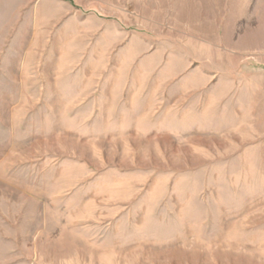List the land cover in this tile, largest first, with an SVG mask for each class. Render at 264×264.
<instances>
[{
  "label": "rangeland",
  "instance_id": "1",
  "mask_svg": "<svg viewBox=\"0 0 264 264\" xmlns=\"http://www.w3.org/2000/svg\"><path fill=\"white\" fill-rule=\"evenodd\" d=\"M0 264H264V0H0Z\"/></svg>",
  "mask_w": 264,
  "mask_h": 264
}]
</instances>
